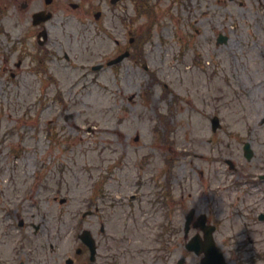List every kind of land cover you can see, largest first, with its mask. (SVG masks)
Returning a JSON list of instances; mask_svg holds the SVG:
<instances>
[{
  "label": "rangeland",
  "instance_id": "rangeland-1",
  "mask_svg": "<svg viewBox=\"0 0 264 264\" xmlns=\"http://www.w3.org/2000/svg\"><path fill=\"white\" fill-rule=\"evenodd\" d=\"M161 5L166 10L156 23L151 20L152 39L139 68L126 61L118 70L82 69L99 59L103 41L79 42L70 23L54 34L64 47L49 44L54 54L48 75L31 70L36 60L30 59L14 71L16 78L0 73V204L9 178L41 174L44 188L59 197L41 203L44 211H55L59 230H73L91 192L99 191L97 204L121 239V264H177L183 257L184 264H201L202 256L185 248L199 232L192 229L185 238L184 211L191 209L215 223V240L228 262L264 264L259 219L264 186L248 182L249 174L264 168V0H163ZM139 24L149 25L148 19ZM220 34L228 37L226 43L217 44ZM4 44L1 31L0 66ZM104 44L108 51L114 47L107 39ZM150 72L161 83L148 92ZM162 84L170 91L165 97ZM213 116L222 123L215 133ZM246 142L254 151L249 161ZM211 157L214 161H207ZM170 159V185L182 210L173 219L176 230L165 237L157 227L161 217L152 210L132 216L124 198L106 195L134 194L138 176L152 178ZM5 228L6 212L0 211V230Z\"/></svg>",
  "mask_w": 264,
  "mask_h": 264
},
{
  "label": "flooded vegetation",
  "instance_id": "flooded-vegetation-1",
  "mask_svg": "<svg viewBox=\"0 0 264 264\" xmlns=\"http://www.w3.org/2000/svg\"><path fill=\"white\" fill-rule=\"evenodd\" d=\"M136 0H0L7 12V31L14 49L22 58L52 41L59 25L71 21L69 14L78 12V20L85 36L105 38L123 32L125 42L118 55L130 51V58L138 55V10ZM84 35V36H83ZM100 54L106 55L104 49ZM114 56V57H116ZM23 60L15 63L20 67ZM12 77L15 73L11 71ZM12 172L16 168L9 169ZM43 179L9 178L0 211L6 212V228L0 230V264H121V254L115 255L121 239L112 234L106 214L85 216L84 230H59L55 211H44L42 199L52 197L59 201L56 191L44 188ZM46 184H49L45 181ZM87 234L85 235L84 232Z\"/></svg>",
  "mask_w": 264,
  "mask_h": 264
},
{
  "label": "water",
  "instance_id": "water-1",
  "mask_svg": "<svg viewBox=\"0 0 264 264\" xmlns=\"http://www.w3.org/2000/svg\"><path fill=\"white\" fill-rule=\"evenodd\" d=\"M213 230H208L206 235V244L204 246V250L206 251L207 257L204 261L206 264H226L224 257L220 254L217 248L214 245V242L211 237V233ZM199 252V251H198Z\"/></svg>",
  "mask_w": 264,
  "mask_h": 264
}]
</instances>
